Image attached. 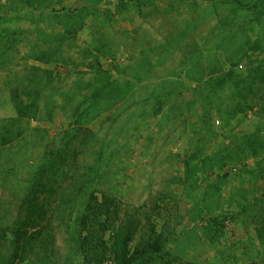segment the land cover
<instances>
[{
	"label": "rangeland",
	"instance_id": "obj_1",
	"mask_svg": "<svg viewBox=\"0 0 264 264\" xmlns=\"http://www.w3.org/2000/svg\"><path fill=\"white\" fill-rule=\"evenodd\" d=\"M89 201L137 264H264V0H0V264H115Z\"/></svg>",
	"mask_w": 264,
	"mask_h": 264
},
{
	"label": "trees",
	"instance_id": "obj_2",
	"mask_svg": "<svg viewBox=\"0 0 264 264\" xmlns=\"http://www.w3.org/2000/svg\"><path fill=\"white\" fill-rule=\"evenodd\" d=\"M236 4H239L235 2ZM225 83V78H223L220 82V86L222 87ZM30 96L26 94L25 98L26 100H22L18 95H16V110L17 114L20 117H26L29 119L37 120L38 116L41 114L40 105L36 102L33 103V101H29ZM41 94L38 93V97H40ZM100 96V94L98 95ZM97 98V96L95 97ZM21 99V100H20ZM63 154V155H62ZM69 156L65 155L63 151H58L57 154L54 156V158L51 160L50 164H46L47 168H50V170H56L59 168V164L65 166L67 163ZM71 159V158H70ZM39 188L41 189H47L46 183H40L37 185V191L39 192ZM91 196H93L91 194ZM38 209L39 206L36 207V204H34V207H32V217L35 209ZM39 210V209H38ZM104 215L107 214L108 217L106 218V221L101 222V233H107L109 231H112L113 235L112 238L105 242L102 239H100L101 243H96V246H94V242L91 240V236L88 235L84 239H81V237L77 240L80 244V250H82L85 253V256L88 254L89 251L94 250L96 252V255L98 251L101 249L103 252L102 258H104L106 252H109L113 257L115 264H137V262L142 258L144 253H159L162 251V244H160L159 238H152L149 243H146L142 245L141 249L135 248V250H132L131 244L135 240V236L139 232V230L142 227V220L138 217L139 214H128L126 213L124 218H120V208L116 205L115 210L112 212L110 211V205H92L91 201H89L86 205V207L83 210V216L80 218V227L82 229H85L88 225V222L90 221L92 214H99ZM98 217V215H95ZM33 220V218H32ZM27 233L18 235V239L16 242L17 249L22 248L23 252L27 250V246L30 244L27 239ZM99 259H102V258Z\"/></svg>",
	"mask_w": 264,
	"mask_h": 264
}]
</instances>
